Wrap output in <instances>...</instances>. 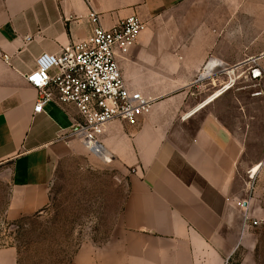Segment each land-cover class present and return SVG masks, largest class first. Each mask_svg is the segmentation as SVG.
Segmentation results:
<instances>
[{
	"label": "crops",
	"instance_id": "crops-1",
	"mask_svg": "<svg viewBox=\"0 0 264 264\" xmlns=\"http://www.w3.org/2000/svg\"><path fill=\"white\" fill-rule=\"evenodd\" d=\"M195 2L0 0V176L9 185L8 219L44 210L59 162L87 150L77 138H62L77 110L49 103L35 112L38 91L25 74L40 54L89 36L92 8L104 28L132 14L145 23L117 59L128 86L153 100L151 110L137 124L108 123L101 136L112 161L129 170L120 235L82 243L70 264H261L257 233L238 205L246 145L223 98L234 85L216 92L254 54L257 46L251 51L245 42L264 41V0H202L200 13L186 11V32L147 31ZM210 58L219 73L198 80ZM0 264H19L18 249L0 247Z\"/></svg>",
	"mask_w": 264,
	"mask_h": 264
},
{
	"label": "rangeland",
	"instance_id": "rangeland-1",
	"mask_svg": "<svg viewBox=\"0 0 264 264\" xmlns=\"http://www.w3.org/2000/svg\"><path fill=\"white\" fill-rule=\"evenodd\" d=\"M201 1L180 7L147 31L186 32L190 28L186 11L196 7L200 13ZM245 43L251 51L253 45L257 47L254 54L242 57L234 83L224 75L228 81L225 86L234 87L223 98L228 103L225 113L239 126L237 131L246 145L238 164L237 185L240 201H247L250 218L258 221L257 225L251 222V228L257 233V256L264 264V41ZM258 163L262 165L254 171ZM128 189L126 167L85 149L59 162L50 183V202L44 210L8 219L5 208L9 185L0 176V247L15 246L19 264H70L82 243L91 241L99 245L120 235Z\"/></svg>",
	"mask_w": 264,
	"mask_h": 264
},
{
	"label": "built area",
	"instance_id": "built-area-1",
	"mask_svg": "<svg viewBox=\"0 0 264 264\" xmlns=\"http://www.w3.org/2000/svg\"><path fill=\"white\" fill-rule=\"evenodd\" d=\"M91 34L74 42L60 53H42L37 67L25 74V79L38 91L35 112L49 103L64 110L74 107L79 118L74 119L62 138H77L93 154L112 160L101 136L106 125L115 120L137 124L139 118L151 110L153 100L126 83L117 56L135 44L145 23L136 14L119 20L111 28H104L100 15L92 8L88 13ZM31 40L30 36L26 37ZM219 73L212 58L208 60L198 80ZM246 204V205H245ZM238 205L244 209V222L257 225L250 218L246 200Z\"/></svg>",
	"mask_w": 264,
	"mask_h": 264
},
{
	"label": "bare ground",
	"instance_id": "bare-ground-1",
	"mask_svg": "<svg viewBox=\"0 0 264 264\" xmlns=\"http://www.w3.org/2000/svg\"><path fill=\"white\" fill-rule=\"evenodd\" d=\"M232 71H233V70H232ZM231 74H232V73H231ZM259 75H260V74H258L257 76H259ZM223 87H224V88H223ZM223 87H222L223 89L219 92V94L222 93V92H224V90L230 88L231 85H230V84H227L226 86L224 85ZM261 165H262V163H258V164L255 166L254 171L259 170V168L261 167Z\"/></svg>",
	"mask_w": 264,
	"mask_h": 264
}]
</instances>
